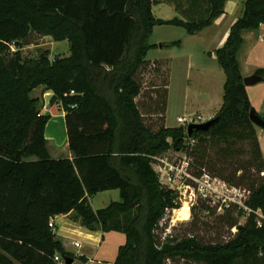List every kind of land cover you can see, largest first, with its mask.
Segmentation results:
<instances>
[{
    "label": "trees",
    "instance_id": "16d2710c",
    "mask_svg": "<svg viewBox=\"0 0 264 264\" xmlns=\"http://www.w3.org/2000/svg\"><path fill=\"white\" fill-rule=\"evenodd\" d=\"M225 2L172 0L187 19L165 20L153 13L157 0H0V264L73 258L49 227L51 217L63 214L92 231L123 232L118 264H167L179 255L206 264H264V175L250 183L246 221L233 224L237 233L226 243L201 245L194 237L160 242L159 223L180 205L178 193L163 185L153 166V158L166 151L194 154L212 140L236 138L251 140V162L264 171L238 59L242 32L264 24V0L244 2L214 52L226 81L209 129L189 135L184 126L163 124L153 131L135 100L142 90L138 72L156 47L149 42L154 27L174 25L196 34L223 14ZM31 32L67 39L70 54L51 59L46 50L25 57L22 43ZM255 73L264 80V69ZM40 86L66 112L73 159L49 155L45 128L51 116L32 96ZM109 189H119L121 200L94 210L90 197Z\"/></svg>",
    "mask_w": 264,
    "mask_h": 264
},
{
    "label": "rangeland",
    "instance_id": "374dc122",
    "mask_svg": "<svg viewBox=\"0 0 264 264\" xmlns=\"http://www.w3.org/2000/svg\"><path fill=\"white\" fill-rule=\"evenodd\" d=\"M157 1L160 3L153 5L154 14L157 17L187 19L181 11L176 9V4H172V0ZM202 16L204 14L194 15L195 18ZM163 40H180L186 47L197 41L183 27L157 25L149 42H157L159 46L167 47L166 50L170 54L176 55L179 47L177 45L167 46L168 43L160 44ZM22 45V53L25 57L36 58L46 50L50 51L51 59L70 53L68 41H56L51 37L34 32L29 34ZM148 63L140 69L137 79L144 93L154 91V86H160L157 91V109H161L162 112L166 90L164 85L168 83L169 60L149 61ZM183 84L182 77L179 80L176 79L173 89L170 90L168 103L165 102L167 111L164 115L167 114L170 125L178 123L176 116L182 111ZM39 95L40 92L37 89L32 92V96ZM40 100L44 98L40 96ZM41 101L39 106H42ZM145 101L144 98L139 100L141 110H143L142 102ZM143 119L153 131L164 124L163 118L158 114H147ZM181 126H184L187 131L185 125L181 124ZM195 144V140L190 141L191 148ZM197 149L194 154L169 150L158 155L165 161L153 159V166L161 182L178 193L180 205L177 209H168L159 223L156 235L160 242L173 238L181 240L194 237L201 245L226 243L237 233V226L233 224H243L246 221L248 209L245 201L250 194V183L252 184L254 179L259 182L264 175V171L261 172L251 162L253 156L251 140L218 139L210 141L202 151ZM62 152L61 149L56 154L54 149L52 150L53 156H65ZM170 167H172L171 170ZM249 177L251 180L248 179ZM169 178L172 182H169ZM109 203L110 201L101 198V194L92 200V206L97 209L106 207ZM56 222L59 227L57 229L55 225L53 229L55 240L59 241L64 249L74 256L73 264H118L120 246L126 242L123 232L92 231L86 227H79L77 224L68 227L59 219H56ZM75 241H80L82 247H76ZM83 257L87 260L85 261ZM166 262L167 264H206L198 258H188L183 255L168 259Z\"/></svg>",
    "mask_w": 264,
    "mask_h": 264
},
{
    "label": "crops",
    "instance_id": "0c3cea01",
    "mask_svg": "<svg viewBox=\"0 0 264 264\" xmlns=\"http://www.w3.org/2000/svg\"><path fill=\"white\" fill-rule=\"evenodd\" d=\"M245 1L246 0H226L223 14L203 30L196 34H190L191 37H194L197 40L194 44H190L186 47L184 42L180 41V44L177 45L179 49L176 55L170 54L169 51L166 50L167 47H161L157 42H150V44L158 46L148 51L146 56L148 61L155 62L159 60H169L168 83L164 85L168 90L166 103H168L169 93L171 94L170 90L173 89L174 81L176 79L179 80L182 77L184 82L182 86L184 95L182 111L181 114L176 116V121L179 124H168V116L165 113L164 125L166 127L181 126L182 123L178 120L180 117L187 121H206L213 118L221 109L226 75L214 52L224 44L231 26L242 15ZM152 10L154 13L155 8L152 7ZM172 18L162 19L169 20ZM44 36L53 38L50 35ZM242 37L243 45L238 55V59L241 65L242 75L243 77H246L256 74L255 71L258 69H264V24L256 30H244L242 32ZM61 41L65 42L68 40L65 39ZM171 42L173 41L163 40L160 44ZM149 56L151 57L150 59L148 58ZM159 87L160 86H154V91H148L146 93L141 90L140 94L136 97L135 100L138 103L143 116L147 114H158L161 116V109H157L158 94L157 90H155ZM246 87L253 109H255V111L264 119V80ZM36 89L40 92V95L33 97L40 98V96H42V98H44V100L41 101L43 105L41 110L42 114L50 113L51 116L45 128V138L47 140L49 155L53 159H73L74 154L69 148L66 112L59 104H52L50 102L52 91L45 89L44 86H40ZM141 98L146 100L145 102H142L143 110H141L139 104ZM165 111H167V108H165ZM255 130L260 149L264 156V126L255 125ZM53 149L55 153L62 149L65 156H53ZM34 159L35 157L27 158V160ZM98 194H101V198L110 201V203L112 201L121 200L119 189H109L98 192L90 197L91 206L93 198ZM93 209L96 210L97 208L93 207ZM56 219L67 224L68 227L76 224L79 227H84L79 222L73 221L70 214H63L55 216V225H57V229L59 226Z\"/></svg>",
    "mask_w": 264,
    "mask_h": 264
},
{
    "label": "water",
    "instance_id": "95a60500",
    "mask_svg": "<svg viewBox=\"0 0 264 264\" xmlns=\"http://www.w3.org/2000/svg\"><path fill=\"white\" fill-rule=\"evenodd\" d=\"M263 78L260 75L253 74L250 76L244 77V83L246 86L254 85L260 81H262ZM213 118H210L206 121L202 122H189L187 126V133L191 135L194 131H205L209 129L213 122ZM250 120L254 125L257 126H264V119L255 111V109L252 108L250 112ZM63 258L65 259L66 263H73L74 259L72 257H69L67 255H63Z\"/></svg>",
    "mask_w": 264,
    "mask_h": 264
},
{
    "label": "built area",
    "instance_id": "2783aa9c",
    "mask_svg": "<svg viewBox=\"0 0 264 264\" xmlns=\"http://www.w3.org/2000/svg\"><path fill=\"white\" fill-rule=\"evenodd\" d=\"M70 94H75L74 90H71ZM179 122H181L183 125H185L186 127L188 126L189 122H200V121H194V120H190L187 121L184 118L180 117L178 118ZM155 159H158L160 161H165L162 157L156 156L154 157ZM153 158V159H154ZM172 169V167H170V170ZM156 170V169H155ZM169 182H172V179L169 178ZM49 227H51L52 229H55V217H51L50 221H49ZM75 246L76 247H82V244L80 241H75ZM54 260L59 263V264H66L65 259L63 258V256L60 255H55Z\"/></svg>",
    "mask_w": 264,
    "mask_h": 264
}]
</instances>
